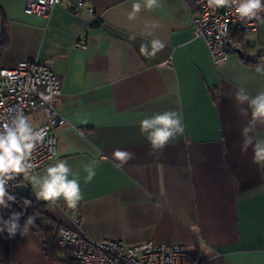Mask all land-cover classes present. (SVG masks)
<instances>
[{
	"label": "crops",
	"instance_id": "obj_1",
	"mask_svg": "<svg viewBox=\"0 0 264 264\" xmlns=\"http://www.w3.org/2000/svg\"><path fill=\"white\" fill-rule=\"evenodd\" d=\"M26 4L0 0V39L3 25L8 39L0 66L37 59L61 78L54 105L67 123L56 132L57 156L36 172L67 160L83 193L77 209L62 202L52 209L20 176L47 216L93 238L180 244L203 264H264V168L253 163L251 147L241 151L251 111L239 115L233 98L240 86L250 95L264 89V74L256 71L264 67V21L238 40L258 64L244 62L243 51L215 64L194 34V0H161V7L132 22L131 0H86L82 14L58 3L48 17L26 13ZM152 21L159 22L155 35L166 47L147 58L140 45L149 37L141 33ZM168 109L182 110L184 134L152 152L139 121ZM29 117L35 125L45 121L41 112ZM250 135L264 138V124ZM116 148L134 154L122 169L114 166ZM92 159L99 161L96 176L85 184L84 167ZM9 191L16 199L0 210L4 219L23 211L26 200ZM6 261L66 264L63 257L48 259L32 229L23 236L0 232V263Z\"/></svg>",
	"mask_w": 264,
	"mask_h": 264
},
{
	"label": "clouds",
	"instance_id": "obj_2",
	"mask_svg": "<svg viewBox=\"0 0 264 264\" xmlns=\"http://www.w3.org/2000/svg\"><path fill=\"white\" fill-rule=\"evenodd\" d=\"M198 3H204V0H198ZM205 6L213 11L227 9L241 22L264 21V0H206ZM159 7L161 0H131L127 20L136 21L141 12L153 11ZM158 28L160 24L157 21L144 24L141 35L149 37V40L140 45V53L147 58H154L166 47L165 42L155 35ZM129 39L135 40L136 34L130 35ZM256 71L264 74V67L257 66ZM233 98L240 106L239 115L246 117L251 111L249 123L241 130V151L247 152L251 147L253 163L264 168V138L250 135L255 132L257 124H264V89L250 95L245 87L240 86ZM245 104L247 108L243 107ZM183 120L182 110L154 112L139 121L140 133L146 137L152 152H159L184 134ZM46 134V129L37 127L21 111L9 112L6 118L0 116V210L11 209V203L15 202L16 197L9 191L10 182L20 176L32 186L35 199L47 203L52 209L61 206L62 202L67 209L75 210L83 200L80 175L73 172L67 160L57 159L44 168L42 173L35 171L37 165L33 162L34 153L45 142ZM133 158L134 154L127 150L116 148L112 152L114 166L120 169ZM98 164L99 161L92 159L85 165V184L92 182L96 176ZM26 203L30 205L31 201ZM23 216V211H12L7 219L0 215V232L6 231L9 236H14L17 232L22 236L27 235L35 218L27 216L21 226Z\"/></svg>",
	"mask_w": 264,
	"mask_h": 264
},
{
	"label": "built area",
	"instance_id": "obj_3",
	"mask_svg": "<svg viewBox=\"0 0 264 264\" xmlns=\"http://www.w3.org/2000/svg\"><path fill=\"white\" fill-rule=\"evenodd\" d=\"M194 2L197 7L193 17L195 37L204 40L215 64L227 60L233 51H243L234 34L237 29L258 30L260 21L241 22L227 9L213 11L207 8L206 0L204 3ZM58 3L65 4L75 14H82L86 9V0H27L25 12L48 17ZM87 9L93 13V9ZM61 88L62 80L58 74L37 59L22 60L13 68L0 66V116L6 118L9 112L21 111L26 116L41 112L45 118L42 124L36 125L46 129L47 133L45 142L34 153L36 169L53 160L58 153L56 132L67 123L54 105ZM17 180L10 182V189L18 183ZM76 221L80 222V219ZM46 223L57 229L59 245L68 250L79 264H101V261L103 264H203L180 244L165 245L151 240L131 245L120 239L93 238L53 219ZM0 264L14 263L6 261Z\"/></svg>",
	"mask_w": 264,
	"mask_h": 264
},
{
	"label": "trees",
	"instance_id": "obj_4",
	"mask_svg": "<svg viewBox=\"0 0 264 264\" xmlns=\"http://www.w3.org/2000/svg\"><path fill=\"white\" fill-rule=\"evenodd\" d=\"M245 31L241 29H237L234 34L237 40H241ZM8 39L6 37V29L5 25H3V35L0 39V58L2 55V52L4 51L5 47L7 46ZM244 62L248 64H258L260 61L251 60L247 54H246V48L243 50ZM18 183L22 182V178L18 177ZM27 201H31V204L29 205L26 203ZM23 202V222L26 219L27 216L31 215L35 218V223L31 227L32 230L36 231L44 244V249L46 252V255L50 261H58L62 257L65 258L66 264H79L77 260L71 255V253L62 248L59 245L58 242V232L55 227H49L47 225V220L50 218L47 216L45 211V206L42 203L36 202L33 198L29 200H22Z\"/></svg>",
	"mask_w": 264,
	"mask_h": 264
},
{
	"label": "water",
	"instance_id": "obj_5",
	"mask_svg": "<svg viewBox=\"0 0 264 264\" xmlns=\"http://www.w3.org/2000/svg\"><path fill=\"white\" fill-rule=\"evenodd\" d=\"M239 52H242L238 50ZM13 189L18 192L24 199L29 200L32 198V192L28 185L25 183H16L13 185Z\"/></svg>",
	"mask_w": 264,
	"mask_h": 264
},
{
	"label": "rangeland",
	"instance_id": "obj_6",
	"mask_svg": "<svg viewBox=\"0 0 264 264\" xmlns=\"http://www.w3.org/2000/svg\"><path fill=\"white\" fill-rule=\"evenodd\" d=\"M31 114V113H30Z\"/></svg>",
	"mask_w": 264,
	"mask_h": 264
}]
</instances>
